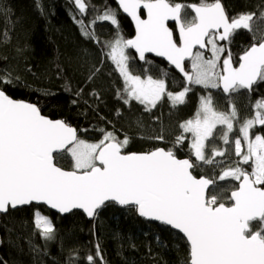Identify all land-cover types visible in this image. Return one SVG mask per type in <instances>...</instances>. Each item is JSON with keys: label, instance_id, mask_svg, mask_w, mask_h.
Here are the masks:
<instances>
[{"label": "snow or ice", "instance_id": "1", "mask_svg": "<svg viewBox=\"0 0 264 264\" xmlns=\"http://www.w3.org/2000/svg\"><path fill=\"white\" fill-rule=\"evenodd\" d=\"M116 3L117 8L104 4L101 11L91 0H72L77 13L73 20L81 35L99 45L98 63L87 67L84 78L85 85L93 84L89 99H101L95 82L103 76L108 60L122 80L115 98L130 113L134 102L149 114L165 100L172 107L184 105L194 86L221 90L229 97V110H220L208 91L199 97L193 117L179 124L180 134L171 147L131 152L128 148L135 137L123 130L124 125L116 128L106 121L111 128H99V140L89 142L65 120L42 114L38 102L10 96L6 88L13 77L0 72V215L43 204L60 214L83 210L95 220L100 209L115 203L182 233L190 249L188 264H264V97L253 105V115L244 119L231 102L233 95L242 90L250 93L254 85L264 83V30L254 27L264 23V6L258 12L229 15L222 0ZM141 9L146 11V19L141 18ZM89 10L92 15L86 23ZM120 12L135 22L134 38H125L120 32ZM0 15L6 25L0 30V42H7L14 22L8 10ZM98 22L115 26L112 39H100L95 31ZM240 30L250 34L252 43L234 64L231 45ZM130 49L135 50V57ZM152 53L165 58L181 74L179 91L169 89L166 72L157 78L147 70L137 74L131 68L133 59L148 63ZM54 67L57 78L63 77L64 68L58 62ZM26 71L32 73V68L26 67ZM63 90L73 93V105H88L84 87L73 92L65 78ZM44 95L55 93L46 91ZM116 116L123 117L119 108ZM150 118L159 120L158 116ZM128 126L142 130V116L130 120ZM140 138L165 140L162 134ZM216 139L231 145L230 154L237 159L218 161L229 149L217 146ZM182 147L189 150L186 158L177 156ZM64 157L69 168L60 166ZM203 166L220 167V172L211 178L194 174ZM229 180L238 183L221 186L220 182ZM32 223L42 239H56L55 225L39 208L33 212ZM94 248V254L84 257L86 264H107L98 241ZM78 257L73 251L70 264ZM0 264L6 262L0 259Z\"/></svg>", "mask_w": 264, "mask_h": 264}, {"label": "trees", "instance_id": "2", "mask_svg": "<svg viewBox=\"0 0 264 264\" xmlns=\"http://www.w3.org/2000/svg\"><path fill=\"white\" fill-rule=\"evenodd\" d=\"M103 10L107 4L117 8L116 0H91ZM194 2V0H184ZM230 15L245 11H259L264 0H222ZM43 9V11H41ZM8 10L14 27L9 29L10 40L0 42V72L11 73L13 83L7 86V93L15 98L38 102L44 114L52 118H61L76 127L81 138L99 140V128H111L106 121L120 128L135 138L128 151H147L156 146L171 147L173 138L168 134L171 124L190 119L199 106V97L212 92L214 100L229 109V97L221 90H205L194 86L187 96L184 105L172 107L163 101L152 114L143 113V106L133 104L131 113L115 98V89L122 86V80L113 70L111 61L106 60L103 76L96 80V91L101 93L100 101L87 97L93 84L85 85L86 69L98 63L99 45L86 40L80 32L79 25L73 20L77 15L72 0H0V12ZM190 13V12H189ZM191 14V13H190ZM89 10L85 22L91 17ZM79 18V17H78ZM119 30L125 38H133L135 29L128 17L119 13ZM5 17L0 15V30L5 27ZM171 26V23H170ZM264 30V23L255 25ZM95 31L101 40L107 41L115 35V26L110 22H98ZM252 43L246 30H240L233 39L231 51L233 62L237 64L239 55ZM136 56L135 50H129ZM6 57V59H4ZM148 63L138 57L131 61V68L140 74L147 70L148 74L160 77L167 73L169 89L179 91L183 86L181 74L164 59L148 55ZM59 63L64 68V76L57 78L54 65ZM187 63V62H186ZM32 68V73L26 71ZM15 77H19L16 80ZM65 78L72 85L73 92L85 88V99L88 105L80 102L73 105L75 98L72 92L64 91ZM46 91L55 95H44ZM264 97V83L254 85L252 92L242 90L231 97V102L242 115L241 119L253 115V105ZM91 105V107H89ZM123 112V117L116 116V109ZM142 116L144 128L137 130L129 127L128 122ZM158 116L159 120L154 118ZM87 131H84V130ZM260 129L257 128V131ZM165 135L170 141L141 139V136ZM220 142L219 139H217ZM186 144L188 141L185 142ZM189 150L182 147L177 156L187 157ZM234 155L227 153V159ZM60 166L69 168L67 157L60 160ZM220 172V167L203 166L194 171L196 175L213 177ZM238 183L234 181L220 182L221 186ZM40 212L50 217L55 225L56 239L45 241L35 229L33 212ZM156 237L160 239L157 240ZM0 259L6 264H70L69 256L73 251L79 253L78 259L71 264H86L84 257L95 252L94 244H101L103 256L107 264H188L189 244L185 237L159 222L139 216L134 210L108 203L100 209L99 216L89 219L81 210H74L64 216L48 209L45 205L33 204L10 210L7 215H0ZM134 245V247H133Z\"/></svg>", "mask_w": 264, "mask_h": 264}, {"label": "rangeland", "instance_id": "3", "mask_svg": "<svg viewBox=\"0 0 264 264\" xmlns=\"http://www.w3.org/2000/svg\"><path fill=\"white\" fill-rule=\"evenodd\" d=\"M214 103L216 104V106L220 109V110H222V111H228L229 109H227L225 106H223V105H219L215 100H214ZM237 110H238V112H239V109L237 108ZM254 112V111H253ZM239 116H240V118H241V114L239 113ZM181 122H179V123H177L176 125L173 123V124H171V127H170V130H169V135L171 136L170 138H175V136H177V135H179L180 134V129H179V124H180ZM221 126H218V129L217 130H219V128H220ZM186 135H188L189 136V138L191 137V134L190 133H188V134H186ZM233 136L235 135V133H233L232 134ZM164 137H165V140L164 141H170L165 135H163ZM83 139V138H82ZM86 140V139H85ZM87 141H89V142H96V141H98V140H94V141H92V140H87ZM215 143H216V145L217 146H219V147H224V148H228L229 149V153H231V149H232V146L231 145H225L224 143H223V141H221L220 140V142H218L217 141V139L215 140ZM218 158V157H217ZM216 158V159H217ZM228 159H230L229 161L227 160V159H224L223 161H225V163H231L232 161H234L235 159H237L235 156L233 157V158H228ZM219 161V160H218ZM223 165H221V167H222ZM43 214V213H42ZM44 215V214H43Z\"/></svg>", "mask_w": 264, "mask_h": 264}, {"label": "water", "instance_id": "4", "mask_svg": "<svg viewBox=\"0 0 264 264\" xmlns=\"http://www.w3.org/2000/svg\"><path fill=\"white\" fill-rule=\"evenodd\" d=\"M142 12L144 13V14H142ZM126 17H128L129 18V20L131 21V23L133 24V26H134V29H135V22L132 20V18L130 17V16H128L126 13H123ZM140 14H141V18H145L146 19V11L144 10V9H141L140 10ZM136 31V30H135ZM134 36H135V34H134ZM134 36H133V38H134ZM148 55H152V56H156L154 53H152V54H148ZM156 57H158V56H156ZM159 58H161V59H164L165 61H167L165 58H163V57H159ZM168 62V61H167ZM169 63V62H168ZM172 66V65H171ZM173 67V66H172ZM14 99H19V98H15V97H13ZM22 100H24V99H22ZM25 101H28V100H25ZM28 102H31V101H28ZM42 114H44L43 112H42ZM44 115H46V114H44ZM46 116H48V115H46ZM50 117V116H49ZM52 118V117H51ZM53 119H61V118H53ZM72 126V125H71ZM73 127V126H72ZM76 128V127H75ZM77 129V128H76ZM78 131V130H77ZM79 135V134H78ZM140 152H142V151H140ZM179 157V156H178ZM179 158H186V157H179ZM62 167V166H61ZM39 205H43V204H39ZM26 206H30V205H26ZM46 206V205H45ZM120 206V205H119ZM48 209H50L48 206H46ZM123 207H125V206H123ZM19 208V207H18ZM50 210H52V209H50ZM52 211H54V212H56V213H58L56 210H52ZM74 211V210H73ZM82 212H83V210H81ZM100 211V210H99ZM84 213V212H83ZM58 214H60V213H58ZM66 214H69V213H66ZM66 214H60V215H62V216H64V215H66ZM85 214V213H84ZM86 215V214H85ZM90 219V218H89ZM147 219V218H146ZM149 220V219H148ZM153 221V220H152ZM155 222H158V221H155ZM160 223V222H159ZM176 231H178V230H176ZM179 232V231H178ZM182 234V233H181ZM183 235V234H182ZM186 239V238H185Z\"/></svg>", "mask_w": 264, "mask_h": 264}, {"label": "flooded vegetation", "instance_id": "5", "mask_svg": "<svg viewBox=\"0 0 264 264\" xmlns=\"http://www.w3.org/2000/svg\"><path fill=\"white\" fill-rule=\"evenodd\" d=\"M223 3V2H222ZM224 4V3H223ZM225 6V5H224ZM225 9H226V11L228 12L229 10L225 7ZM229 13V12H228ZM142 14H144L143 12H142ZM189 15H191L190 13H189ZM230 15V14H229ZM171 23V22H170Z\"/></svg>", "mask_w": 264, "mask_h": 264}]
</instances>
